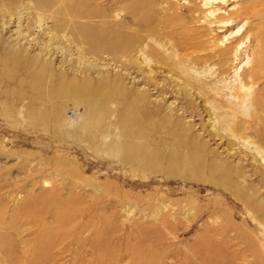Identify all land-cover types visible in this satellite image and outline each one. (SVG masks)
<instances>
[{
    "label": "rangeland",
    "instance_id": "rangeland-1",
    "mask_svg": "<svg viewBox=\"0 0 264 264\" xmlns=\"http://www.w3.org/2000/svg\"><path fill=\"white\" fill-rule=\"evenodd\" d=\"M130 1L0 0L1 193H10L8 190L16 183L13 194L22 198L29 184L37 180L36 194H47L48 204L64 205L72 211L63 228L47 211V237L52 240L47 244L46 264H264V160L253 144L237 139L234 149L255 155L256 163L227 150L224 139L209 141L208 156L216 154L217 160L224 158L233 162L235 170L240 169L230 179L222 176V169L199 170L195 166L201 160L197 152L174 146L160 147L158 157L166 155L163 157L170 161L185 152L187 155L179 156H188L182 160L184 163L148 164L146 169L139 164H123L97 151L100 137H115V128L120 126L117 116L127 112L123 98L117 101L115 97L123 96L133 86L156 98L152 85L138 84L139 77L133 80L120 64L115 66L105 56L97 58L85 42L87 35L107 34L123 17L129 21L125 7ZM143 2L148 10L140 11V15L157 11L160 20L179 4V0ZM233 4L229 0L224 7L230 9ZM258 8H264V3ZM196 13L198 16L199 11ZM188 15L187 8H183L185 22L191 21ZM229 32L217 30L218 35ZM83 47L90 51L86 58L79 54L78 49ZM141 56L136 55L139 60ZM250 56L251 50L242 62ZM233 75L226 82H232ZM110 77L120 78L121 92L113 88ZM93 88L98 93L90 96ZM102 95L109 99L104 114L99 123L94 120L89 124L88 130V136L97 133L96 138L91 141L93 138L89 140L85 134L74 138L65 132L67 122L88 123L86 104L89 99L98 102ZM56 111L60 113L58 120ZM188 120L195 123V133L199 132V121L208 129V124H216L206 114L202 120L197 116ZM205 135L203 140L208 141ZM128 141L147 151L150 148V142L142 138L131 136ZM231 179L241 184V189L239 185L235 188L237 191L247 189L239 199L224 188L232 183ZM217 181L223 183L218 185ZM248 198L250 202L245 206L243 202ZM13 204L9 198L7 206Z\"/></svg>",
    "mask_w": 264,
    "mask_h": 264
},
{
    "label": "bare ground",
    "instance_id": "bare-ground-1",
    "mask_svg": "<svg viewBox=\"0 0 264 264\" xmlns=\"http://www.w3.org/2000/svg\"><path fill=\"white\" fill-rule=\"evenodd\" d=\"M180 1L182 2L179 0L172 14L166 12L160 20L157 11L148 16L144 12V16L140 15V11H144L147 5L143 4V0H131L125 7L128 8L129 21L123 17L115 23L116 28L111 26L112 29L107 34L96 33L90 38L85 36V42L94 50L97 58L103 59L105 56L115 66L120 64L127 75L133 76V80L139 77L138 84L152 85L156 93V98L151 99V95L143 88L135 89L131 86L123 96L115 97L117 101L123 98V108L127 112L117 116V126H120L115 128L116 136L100 137V146L96 149L105 157L117 158L123 164H139L146 169L145 165L148 164H179L188 157L181 158V155H187L184 152L185 155H175L170 161L163 157L166 155L159 158L160 147L165 145L183 148L199 154L198 158L201 160H197L195 164L199 170L222 169V176L230 179L240 169L235 170L233 162L224 158L217 160L219 157L216 154L208 156V143L216 137L224 139L227 150H233L234 155L237 154L240 158L248 156L256 163L258 160L255 155H249L240 148L234 149L238 140L253 144L264 160V8H258L264 0H232L234 4L230 9L224 7L229 0H203L201 4L197 0ZM154 2L151 4H155ZM201 6H206L207 9L201 10ZM183 8H187L190 22H185ZM197 11L199 14L195 16ZM200 13L204 15L201 17ZM200 22L201 25H190ZM219 28L230 32L228 35H218ZM84 47L78 49L82 58H86V54L90 52ZM250 50L251 56L242 62L243 56ZM139 53L143 56L141 60L136 57ZM99 62L104 67L103 62ZM241 63L243 64L239 67ZM232 72L234 79L226 82ZM110 81H113V88L121 92L120 78L110 77ZM104 83L106 82L102 81L103 85ZM96 89H90V96L97 95ZM102 97L98 102H95L97 99L94 102L89 99L85 103L90 114L88 123L67 122L64 124L65 132L74 138L85 134L89 140H94L97 133L92 131L93 135L88 136L91 129L89 124L94 120L99 123L102 119L104 104L109 101L104 95ZM168 99H172V102L166 106ZM84 101L82 100L83 103ZM54 114L58 120L59 111ZM204 114L211 121L213 118L216 124H208L211 127L208 129L205 123L199 121V132H193L195 123L186 121V118L197 116L202 120ZM127 120L132 123H127ZM202 134H206L208 141L203 140ZM131 136L152 143H149L148 151L131 144L128 141ZM167 171L168 168L166 173ZM261 177L264 180V174ZM229 181L232 183L224 185V188L229 189L235 198L239 199L247 192L246 188L237 191L235 188L241 189V184H236L233 179ZM220 183L223 182L217 181L218 185ZM36 184L37 180L31 186L29 184L30 188L22 198H16L13 194L16 183L11 186L12 190H8V194L1 193L4 186H0V264H46L47 244L52 240L47 237V211L56 216L61 228L71 215L72 211L64 205L48 204L47 194H36ZM9 198L14 202L11 207L7 206ZM249 202L250 198L243 203L247 206Z\"/></svg>",
    "mask_w": 264,
    "mask_h": 264
}]
</instances>
